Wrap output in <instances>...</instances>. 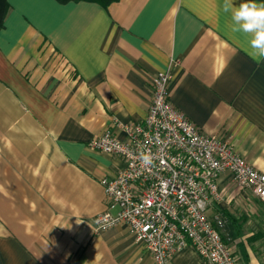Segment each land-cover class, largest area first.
Here are the masks:
<instances>
[{
	"label": "crops",
	"instance_id": "0c3cea01",
	"mask_svg": "<svg viewBox=\"0 0 264 264\" xmlns=\"http://www.w3.org/2000/svg\"><path fill=\"white\" fill-rule=\"evenodd\" d=\"M7 1L0 264H153L126 223L96 231L108 211L101 181L126 163L88 145L108 129L125 138L114 119H146L160 72L171 71L170 99L201 132L264 170V58L231 31L224 0ZM222 189L209 217L223 219L240 264H264V203L228 175ZM171 264L205 261L187 247Z\"/></svg>",
	"mask_w": 264,
	"mask_h": 264
},
{
	"label": "built area",
	"instance_id": "2783aa9c",
	"mask_svg": "<svg viewBox=\"0 0 264 264\" xmlns=\"http://www.w3.org/2000/svg\"><path fill=\"white\" fill-rule=\"evenodd\" d=\"M171 78V71L154 77L153 100L142 123L114 119L125 138L108 129L89 142L91 149L126 163L116 176L101 181L108 211L95 218L96 231L126 223L153 264H171L187 247L205 264H240L223 236V219L210 218L209 209L223 199L227 175L264 203V170L256 169L227 140L201 132L179 111L170 99Z\"/></svg>",
	"mask_w": 264,
	"mask_h": 264
},
{
	"label": "clouds",
	"instance_id": "9594fccd",
	"mask_svg": "<svg viewBox=\"0 0 264 264\" xmlns=\"http://www.w3.org/2000/svg\"><path fill=\"white\" fill-rule=\"evenodd\" d=\"M223 11L231 14V31L249 37L248 55L253 60L264 58V2L244 0L236 6L233 0H224Z\"/></svg>",
	"mask_w": 264,
	"mask_h": 264
},
{
	"label": "trees",
	"instance_id": "16d2710c",
	"mask_svg": "<svg viewBox=\"0 0 264 264\" xmlns=\"http://www.w3.org/2000/svg\"><path fill=\"white\" fill-rule=\"evenodd\" d=\"M61 3H67L70 1H95L99 2L103 5H107L113 2H116L118 0H58ZM10 5L7 0H0V29L4 26L5 17L7 15V12L9 11Z\"/></svg>",
	"mask_w": 264,
	"mask_h": 264
}]
</instances>
